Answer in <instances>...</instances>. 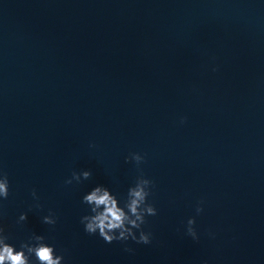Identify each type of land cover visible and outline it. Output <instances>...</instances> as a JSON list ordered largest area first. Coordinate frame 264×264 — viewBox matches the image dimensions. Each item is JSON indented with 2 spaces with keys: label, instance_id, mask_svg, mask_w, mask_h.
<instances>
[{
  "label": "water",
  "instance_id": "95a60500",
  "mask_svg": "<svg viewBox=\"0 0 264 264\" xmlns=\"http://www.w3.org/2000/svg\"><path fill=\"white\" fill-rule=\"evenodd\" d=\"M0 171L17 248L35 233L63 264H264V0H0ZM141 171L151 242L85 232L82 196L122 204Z\"/></svg>",
  "mask_w": 264,
  "mask_h": 264
},
{
  "label": "clouds",
  "instance_id": "9594fccd",
  "mask_svg": "<svg viewBox=\"0 0 264 264\" xmlns=\"http://www.w3.org/2000/svg\"><path fill=\"white\" fill-rule=\"evenodd\" d=\"M181 117V122L184 121ZM131 159L139 166L143 160L138 152H132L125 160ZM91 176L90 170H81L79 173L73 171L71 177L65 180V184H71L73 180L80 182L81 178L88 179ZM153 182L141 171L133 185L129 186L126 198L121 204L120 200L106 186L97 184L90 191L82 196V202L89 205L90 214L83 215L81 223L85 232L90 235L98 234L106 243L113 241H132L138 244H149L151 233L143 230L142 225L146 224L147 216H155L157 209L149 202ZM9 195V181L7 174L0 171V202L6 200ZM31 195L38 199L35 189ZM202 202L197 204L196 212L203 209ZM36 207H40L36 204ZM3 212L0 211V216ZM27 214L21 212L17 223L25 221ZM56 215L51 210L42 217V222L48 225H55ZM195 219L189 217L186 224V233L193 240L198 239L197 232L193 227ZM137 230L138 235H137ZM9 236L5 226L0 223V264H63L64 257L57 254L54 245L45 241V237L38 234H31L19 247L9 243ZM126 251H132L126 248ZM202 264H207L203 261Z\"/></svg>",
  "mask_w": 264,
  "mask_h": 264
}]
</instances>
